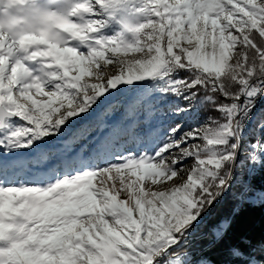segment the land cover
I'll return each mask as SVG.
<instances>
[{
	"label": "snow or ice",
	"instance_id": "6c2138e0",
	"mask_svg": "<svg viewBox=\"0 0 264 264\" xmlns=\"http://www.w3.org/2000/svg\"><path fill=\"white\" fill-rule=\"evenodd\" d=\"M123 2L27 0L0 24V264H155L224 186L238 145L207 149L264 89V0H128L142 22L99 36ZM197 101L222 121L186 128ZM120 109L145 118L95 140Z\"/></svg>",
	"mask_w": 264,
	"mask_h": 264
},
{
	"label": "trees",
	"instance_id": "16d2710c",
	"mask_svg": "<svg viewBox=\"0 0 264 264\" xmlns=\"http://www.w3.org/2000/svg\"><path fill=\"white\" fill-rule=\"evenodd\" d=\"M184 75L179 72L176 78ZM153 100L185 104L176 96L160 101L157 94ZM120 110V124L129 119L142 122L145 118L143 111L130 116ZM181 114L186 128L201 124L205 118L218 117L213 105L199 101L194 102L190 113ZM262 121L264 106L258 111L255 123ZM98 133H92L95 140ZM257 143L259 148L254 153ZM261 147H264V127L257 131L253 126L239 143L232 166L227 162L220 169L219 180L226 184L222 191L218 189L220 199L215 211L209 216L203 215L199 224L188 229L191 237L186 242L192 251L179 257L180 264H264V151L261 152ZM204 211L200 210L199 214Z\"/></svg>",
	"mask_w": 264,
	"mask_h": 264
},
{
	"label": "rangeland",
	"instance_id": "374dc122",
	"mask_svg": "<svg viewBox=\"0 0 264 264\" xmlns=\"http://www.w3.org/2000/svg\"><path fill=\"white\" fill-rule=\"evenodd\" d=\"M134 7H137V8L140 7L139 3H135ZM142 20H143L142 17L137 16L133 13L132 5L128 2V0H125V2H123L117 6V9L114 10V12H113V19L110 22H108L107 26L100 29L98 35L103 36L105 38L114 37L117 33L122 32V30H123L122 25L123 24L129 23V24L135 25L138 22H142ZM128 38H130V34H128ZM176 77L177 76H173V79H177ZM256 82H257V79L254 78L250 82L249 87L254 86ZM143 83H147V82H143ZM243 102H245V97L241 96L239 103L241 104ZM163 103L166 104V101H164ZM120 111L121 110H117L108 117V128H105L103 131H99V133L97 135L98 140L107 134L109 128L120 125V119H119ZM217 116L218 117L216 119L222 121V117L220 116V114L218 112H217ZM208 118L203 119L201 124L194 123V125L189 126V127L199 128V127L207 126ZM251 120H250L251 121L250 126L246 130H244L242 125L239 124V119H238L239 131L237 132V134L234 138H231V137L227 138L228 147L222 148V147L213 146V147L207 149L208 154L210 156H214V157L219 158L226 151H231V147H230L231 145H233V144L239 145V143L242 141L243 137L246 135L247 131H249L250 128L255 126L256 130L259 131L262 129V127H264V121L259 122V123L258 122L255 123L256 116L252 117ZM258 148H259V144L257 143L255 146L254 153L258 150ZM237 149H238V147H237ZM263 151H264V147H261V152H263ZM232 162H233V159L231 161H229L230 167L232 166ZM185 163L190 165L191 160H188ZM222 167H224V165ZM221 168L218 169V171L214 177L207 179V182L209 184L211 183V181H214L215 179L221 178V176H222L220 174ZM225 184H226V182L224 183V186L221 188V191L224 189ZM219 199H220V194H216L214 196V198L211 199V202L205 208V211L203 212V214L198 213V215H195L194 219L189 221V223L182 230V232L178 234V236H179L178 244L173 245V248L176 249V252L173 253L172 248H169L168 252L165 253L160 258H158V260L155 262V264H180L179 257H181L182 255L187 253L189 250L192 251V249H188L189 243L186 242V240L191 237L190 234L188 233V229L191 226L199 224L203 215H206V216L211 215L215 211V209L218 205ZM204 220H206V218Z\"/></svg>",
	"mask_w": 264,
	"mask_h": 264
},
{
	"label": "clouds",
	"instance_id": "9594fccd",
	"mask_svg": "<svg viewBox=\"0 0 264 264\" xmlns=\"http://www.w3.org/2000/svg\"><path fill=\"white\" fill-rule=\"evenodd\" d=\"M26 3L27 0H0V14L5 17L0 24L9 30L25 24L24 18L18 13L26 6ZM9 13L12 14L11 18H9ZM112 251H114V242L106 241L102 246V254L107 257Z\"/></svg>",
	"mask_w": 264,
	"mask_h": 264
},
{
	"label": "built area",
	"instance_id": "2783aa9c",
	"mask_svg": "<svg viewBox=\"0 0 264 264\" xmlns=\"http://www.w3.org/2000/svg\"><path fill=\"white\" fill-rule=\"evenodd\" d=\"M254 86H258V81ZM245 102L241 104H244ZM247 103L249 104L248 111L243 116H240L238 118L239 124L242 125L244 130H246L250 126L251 118L255 117L261 107L264 106V89H261L258 94L253 99L247 101Z\"/></svg>",
	"mask_w": 264,
	"mask_h": 264
},
{
	"label": "bare ground",
	"instance_id": "6f19581e",
	"mask_svg": "<svg viewBox=\"0 0 264 264\" xmlns=\"http://www.w3.org/2000/svg\"><path fill=\"white\" fill-rule=\"evenodd\" d=\"M252 121V120H251Z\"/></svg>",
	"mask_w": 264,
	"mask_h": 264
}]
</instances>
